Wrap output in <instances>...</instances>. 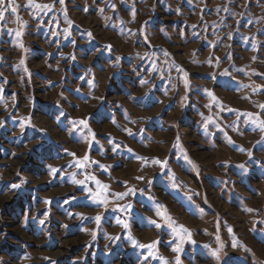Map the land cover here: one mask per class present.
Wrapping results in <instances>:
<instances>
[{"label": "rangeland", "instance_id": "374dc122", "mask_svg": "<svg viewBox=\"0 0 264 264\" xmlns=\"http://www.w3.org/2000/svg\"><path fill=\"white\" fill-rule=\"evenodd\" d=\"M15 5L0 21V264H264V131L245 115L264 118V0Z\"/></svg>", "mask_w": 264, "mask_h": 264}, {"label": "snow or ice", "instance_id": "6c2138e0", "mask_svg": "<svg viewBox=\"0 0 264 264\" xmlns=\"http://www.w3.org/2000/svg\"><path fill=\"white\" fill-rule=\"evenodd\" d=\"M60 3L63 4L64 3V0H60ZM29 5L30 6L33 5V0H29ZM34 7L37 10L42 11L43 9L49 8L50 6L47 5V4L35 3L34 4ZM17 8H18V6L15 5V0H0V21H2L5 18V13L6 12L11 11L12 13H17ZM18 19H19V17H18ZM145 23H147V22H145ZM20 34H21L20 32H17V35L18 36ZM145 39H147V36H145ZM21 46H23V45H21ZM108 47L110 48L111 45H109ZM184 75L187 76V73L185 72ZM260 75L261 76H264V73H260ZM261 88H264V85H258L257 87L253 88L252 91L253 92H256V91L260 90ZM213 98L215 99L214 94H213ZM258 107L264 108V104H260V105H258ZM245 115H247L249 117V121L252 124L257 125L260 128L261 131H264V118H262L259 113H251V112H249V113H245ZM79 123L87 126L86 121L81 120ZM21 127H23V125H21ZM126 131H128L129 134H131V130H126ZM229 142L230 143H234L231 140L230 137H229ZM174 146H176V147H180L181 146L179 144V137H177V144L174 145ZM129 151H131V149H129ZM73 155H75V154H73ZM249 155H251V152H249ZM84 159L87 160L88 157L85 156ZM139 159L147 162V158L146 157H139ZM184 159L185 160H188L189 158L187 157V155H185L184 156ZM152 162H154L156 164H159L162 167H166L167 166V161L166 160L161 161L159 158H155L154 161H152ZM240 167H244V166L241 165ZM52 171L55 172L56 169L53 168ZM90 179H95V177L94 176L93 177H90ZM138 179H143V177H138ZM173 181H175L174 175H173ZM78 183H83V181H78ZM96 183H97V185H100L101 184V182L98 181V180L96 181ZM173 186L174 187H178V185L175 184V183L173 184ZM11 187L15 189V188H19L20 185L19 184H12ZM107 188H108V185H102V189L103 190H107ZM128 194H129L128 192L116 193V195L118 197H120V198H123L124 196H126ZM132 194H135V193L132 192ZM96 198L99 199V200H101V202L103 204H105V205L107 204V199H106V197H104L102 195V193H97V197ZM128 207L130 208L131 205H128ZM247 211H250L251 212V211H256V210L249 208V209H247ZM157 215L158 216H164L166 218L167 222H169L171 224H174L175 223L171 219V217L167 214V210H166V208L163 205H161L160 208L157 209ZM96 220L97 221L100 220V216L99 215L96 216ZM41 223H43V221H41ZM151 223L155 224L157 227H160L161 226L157 221H154V220L151 221ZM128 226L129 225L126 222H124V227L125 228H128ZM229 231H231V229H229ZM180 232L187 233L189 235V237L191 235L190 234V231L187 228H185L183 225H179V230H178L177 234L179 235ZM133 243H134V246L139 247V248H154L156 242H153L151 245L139 244L136 241H133ZM232 246L233 247H236L237 244L234 242ZM180 250L181 249L179 247H177L175 249V251H177V252H179ZM222 250H223V244H221L220 248H217V249H213L212 250V253L215 256V258L217 259V261H220L221 260V252H222ZM249 251H251V250L249 249ZM165 264H167V261H165ZM176 264H180L179 257L176 258Z\"/></svg>", "mask_w": 264, "mask_h": 264}]
</instances>
